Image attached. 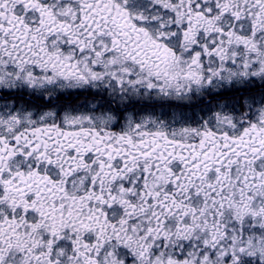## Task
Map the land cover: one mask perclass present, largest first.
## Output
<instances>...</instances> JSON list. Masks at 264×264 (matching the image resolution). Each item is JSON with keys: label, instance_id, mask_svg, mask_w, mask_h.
<instances>
[{"label": "snow or ice", "instance_id": "1", "mask_svg": "<svg viewBox=\"0 0 264 264\" xmlns=\"http://www.w3.org/2000/svg\"><path fill=\"white\" fill-rule=\"evenodd\" d=\"M0 264H264V0H0Z\"/></svg>", "mask_w": 264, "mask_h": 264}]
</instances>
